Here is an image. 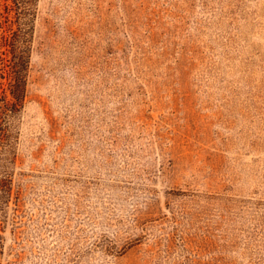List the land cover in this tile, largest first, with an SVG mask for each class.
Here are the masks:
<instances>
[{"label":"rangeland","instance_id":"374dc122","mask_svg":"<svg viewBox=\"0 0 264 264\" xmlns=\"http://www.w3.org/2000/svg\"><path fill=\"white\" fill-rule=\"evenodd\" d=\"M0 15V264H264V0Z\"/></svg>","mask_w":264,"mask_h":264},{"label":"trees","instance_id":"16d2710c","mask_svg":"<svg viewBox=\"0 0 264 264\" xmlns=\"http://www.w3.org/2000/svg\"><path fill=\"white\" fill-rule=\"evenodd\" d=\"M0 17H1V15H0ZM16 48V47H15ZM18 57L19 58H17V60L19 61V66H22V64H20L21 63V61L23 60V57H22V55H20V54H18ZM16 81H17V85L18 84H20L21 82H22V79H23V75H22V73H21V71H19L18 70V72H16ZM17 99L19 100L20 98H19V96H17Z\"/></svg>","mask_w":264,"mask_h":264}]
</instances>
